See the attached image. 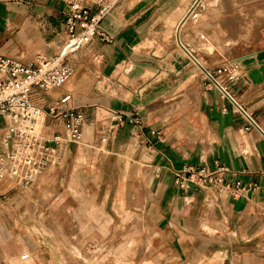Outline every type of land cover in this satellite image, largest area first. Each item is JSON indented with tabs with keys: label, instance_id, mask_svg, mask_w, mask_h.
Here are the masks:
<instances>
[{
	"label": "crops",
	"instance_id": "0c3cea01",
	"mask_svg": "<svg viewBox=\"0 0 264 264\" xmlns=\"http://www.w3.org/2000/svg\"><path fill=\"white\" fill-rule=\"evenodd\" d=\"M73 3L92 14L104 11L98 25L104 39L67 57L72 75L62 87L33 90L30 101L41 113L8 116L6 122L50 139L64 130L49 109L74 107L83 119L81 136L77 144L57 145L59 165L33 182L0 181V264H75L72 256L85 264H131L134 239L115 256L97 258L104 245L92 244L124 218L141 221L162 264H264V50L243 55L234 51L242 43L229 40L221 45L226 52L217 53L218 38H204L201 13L192 16L197 0H0V55L54 57L66 39ZM234 55L230 61L239 63L242 74L230 92L260 131L248 129L203 76L202 69ZM135 116L138 125L131 122ZM5 133L0 118V151L10 136ZM216 161L228 171L220 186L175 185L176 173L213 169ZM237 184L245 190L233 196ZM57 188L68 194L53 205L77 207L72 215L42 217L40 196L55 195ZM82 189L94 193L70 196ZM70 217L80 223L77 234ZM137 241L144 242L142 234Z\"/></svg>",
	"mask_w": 264,
	"mask_h": 264
},
{
	"label": "built area",
	"instance_id": "2783aa9c",
	"mask_svg": "<svg viewBox=\"0 0 264 264\" xmlns=\"http://www.w3.org/2000/svg\"><path fill=\"white\" fill-rule=\"evenodd\" d=\"M103 13L101 10L92 14L88 9L71 4L66 21V39L52 58L36 55L29 61H22L0 55V118L6 123L5 136L10 135L5 150L0 151V181L10 178L21 184H29L42 176L49 167L59 165L57 145L78 143L83 119L74 107H65L60 112L55 107L49 109V114L58 115L62 119L64 130L63 136L54 135L50 139H36L31 134L10 127L6 121L8 116L21 115L29 119L27 117H33L36 112L41 113L30 101L33 90L57 89L67 83L72 75V69L66 62L67 57L83 51L97 37L104 39L98 29ZM241 74V67L236 61L210 70L203 69L204 78L235 107L247 122L248 129L260 131L253 115L241 107L230 92L229 87L240 79ZM220 77L225 79L224 87L217 82ZM67 100L68 97H64L60 104H66ZM131 122L138 125V117L135 116ZM227 172L218 161L214 162L213 169L205 166L188 167L176 173L175 185L178 188H184L187 183L201 188L218 187L223 182V174ZM243 190L245 187L237 184L231 194L236 196Z\"/></svg>",
	"mask_w": 264,
	"mask_h": 264
},
{
	"label": "rangeland",
	"instance_id": "374dc122",
	"mask_svg": "<svg viewBox=\"0 0 264 264\" xmlns=\"http://www.w3.org/2000/svg\"><path fill=\"white\" fill-rule=\"evenodd\" d=\"M193 10L195 11L192 16L201 13V18L203 17V21L198 26L202 28L200 32L204 38H209L213 35L214 37L218 38V50H216L217 53L220 54L221 52H226L221 45L229 40H238V42L242 43V46L235 47L234 51L238 49L243 55L264 50V0H221V3L212 7L205 6L199 3L197 0L192 12ZM189 16H187L185 19H187ZM207 24L211 26L207 28ZM184 31L186 32L187 29ZM189 31H191V29H189ZM220 32L223 33L220 34ZM203 40L205 39H200V41ZM200 51L201 50H199V52ZM198 58L201 59L205 69H210L207 63L202 60L201 56H198ZM235 59L236 57L234 55L233 59H229L228 61ZM218 80L225 85V79L223 77H220ZM259 125L261 124L259 123ZM261 126L264 127V125ZM28 191L29 189H27V192ZM69 192L71 193L70 196L74 198L81 196L88 197L94 193V191L89 189H82L81 193H75L76 190ZM136 192L137 196H139V200H145L144 191L138 190ZM64 193L68 194V191L63 190V188H57L55 195L45 196L44 198L40 196L41 205L39 207L42 208V217H44L46 214H49L50 212L72 215L75 208L77 207L76 203L67 204V202H64L59 206L53 205L56 200L60 201L62 199L61 194ZM30 196L34 199L33 196L35 195L32 194ZM86 207L87 206H84L83 208L86 209ZM124 215L125 214H123V216ZM69 219H71L69 222L70 227L72 226L71 230H73L74 234H77V231L81 230L80 223L76 224L75 221L73 222V218L71 217ZM125 219L126 218H124L121 223H116L114 226H111L108 237L94 239L95 242H92L93 245H104V249H102L103 253L97 254L96 257H101L103 254L105 256L119 255L120 252L116 251L119 248H121V250L126 248V245L123 246L122 244L134 239V243L131 246V251L133 250L135 254L132 258L131 264H162V256L159 255L156 250L151 248V243L148 242V239L145 238L144 232H142L144 228L142 227L141 221L136 222L135 220L129 221ZM46 224L47 223L43 220L42 228H45ZM133 226L136 228V231L134 233L131 231L129 232L128 230H131ZM114 229L116 232H113ZM141 234L142 238H144V242H142V244H138L139 241L137 240H140ZM100 248L99 251H101ZM72 257L75 264H85L77 257Z\"/></svg>",
	"mask_w": 264,
	"mask_h": 264
},
{
	"label": "bare ground",
	"instance_id": "6f19581e",
	"mask_svg": "<svg viewBox=\"0 0 264 264\" xmlns=\"http://www.w3.org/2000/svg\"><path fill=\"white\" fill-rule=\"evenodd\" d=\"M81 136V135H80ZM80 139V138H79Z\"/></svg>",
	"mask_w": 264,
	"mask_h": 264
}]
</instances>
